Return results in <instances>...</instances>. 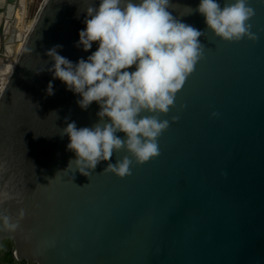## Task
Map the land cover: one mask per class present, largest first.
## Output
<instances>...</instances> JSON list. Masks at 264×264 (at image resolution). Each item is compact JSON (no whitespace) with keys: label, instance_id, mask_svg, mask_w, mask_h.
Instances as JSON below:
<instances>
[{"label":"water","instance_id":"1","mask_svg":"<svg viewBox=\"0 0 264 264\" xmlns=\"http://www.w3.org/2000/svg\"><path fill=\"white\" fill-rule=\"evenodd\" d=\"M99 2L42 0L22 36L17 0H0L1 45L22 42L0 90V242L18 263L264 264V0H251L256 43L223 42L195 11L200 0H170L176 19L204 33V59L161 116L179 117L161 155L124 179L101 174L123 152L90 176L69 168L63 130L92 127L100 109L82 110L49 71L54 46L73 64L97 50L77 44Z\"/></svg>","mask_w":264,"mask_h":264},{"label":"clouds","instance_id":"2","mask_svg":"<svg viewBox=\"0 0 264 264\" xmlns=\"http://www.w3.org/2000/svg\"><path fill=\"white\" fill-rule=\"evenodd\" d=\"M169 8L170 0H100L99 7L90 3L77 47L87 52L97 43V50L75 64L58 54L59 45L47 52L54 61L49 69L53 78L79 95L78 106L87 110L96 102L100 109L99 122L92 127L77 128L72 122L63 130L70 141L68 150L76 155L69 168L74 164L90 176L99 163L123 152V158L108 163L101 174L124 179L134 167L161 155L159 138L179 120L161 116L175 107L176 95L205 50L199 42L204 33L176 19ZM195 11L223 42L256 43L260 38L251 23L256 15L251 0H224L223 6L218 0H200ZM133 65L135 71H128ZM48 94H53L51 82Z\"/></svg>","mask_w":264,"mask_h":264},{"label":"rangeland","instance_id":"3","mask_svg":"<svg viewBox=\"0 0 264 264\" xmlns=\"http://www.w3.org/2000/svg\"><path fill=\"white\" fill-rule=\"evenodd\" d=\"M41 1L42 0H26V15H25V19H24V26L25 27H28V28L30 27V23H31ZM14 46H15V44L10 45L11 48ZM3 52H4L3 46H1L0 47V59L3 61L2 63H4V61H5L4 64L0 65L1 70L3 72L2 75L9 74V72L11 71V68L13 66V62L15 60V57L18 54L19 50H18V47H16L14 53L11 54L8 58L6 57V60L3 59V57H1V54H3ZM0 81H1V79H0ZM6 81H7V77H6V79L3 80V83L0 82V90L3 87L4 83H6ZM9 250L12 254V245H11ZM22 264H32V263L23 262Z\"/></svg>","mask_w":264,"mask_h":264},{"label":"bare ground","instance_id":"4","mask_svg":"<svg viewBox=\"0 0 264 264\" xmlns=\"http://www.w3.org/2000/svg\"><path fill=\"white\" fill-rule=\"evenodd\" d=\"M18 3L19 4L15 8V11L13 12V14H14V19H16V28H17V31L19 33L21 31L23 33L25 31L27 32V30L29 29L28 27H25L24 26V19H25V15H26L25 2H24V0H19ZM21 46H22V42L15 43V46L12 47V48L10 46H5L3 48V51L5 53V56L6 57H9L11 54H13L16 47H18V50L20 51ZM11 70H12V68H11ZM10 73H11V71L9 72V74L2 75L3 72H2L1 67H0V75H1L0 76V79H1L0 82L3 83V80L6 79V77L8 79Z\"/></svg>","mask_w":264,"mask_h":264},{"label":"trees","instance_id":"5","mask_svg":"<svg viewBox=\"0 0 264 264\" xmlns=\"http://www.w3.org/2000/svg\"><path fill=\"white\" fill-rule=\"evenodd\" d=\"M11 245L12 243L10 240H3L0 242V264H22L13 260L9 250Z\"/></svg>","mask_w":264,"mask_h":264},{"label":"flooded vegetation","instance_id":"6","mask_svg":"<svg viewBox=\"0 0 264 264\" xmlns=\"http://www.w3.org/2000/svg\"><path fill=\"white\" fill-rule=\"evenodd\" d=\"M3 23H4V19H3V14H2V5L0 4V29H1V25H3ZM2 45H1V37H0V47H1ZM8 58V57H7ZM6 60V59H5ZM3 61L0 59V65H2V64H4L5 63V61H4V63H2Z\"/></svg>","mask_w":264,"mask_h":264},{"label":"built area","instance_id":"7","mask_svg":"<svg viewBox=\"0 0 264 264\" xmlns=\"http://www.w3.org/2000/svg\"><path fill=\"white\" fill-rule=\"evenodd\" d=\"M18 2H19V0H17V5L19 4ZM24 2H25V10H26V0H24ZM17 5H16V7H17ZM20 33H21L22 36H24L26 34V31L23 32V33L22 32H20ZM1 57H3V59H6V56H5V53L4 52H3V54H1Z\"/></svg>","mask_w":264,"mask_h":264}]
</instances>
